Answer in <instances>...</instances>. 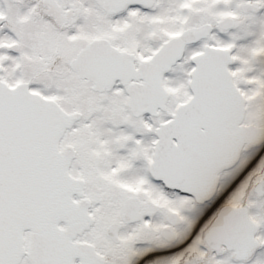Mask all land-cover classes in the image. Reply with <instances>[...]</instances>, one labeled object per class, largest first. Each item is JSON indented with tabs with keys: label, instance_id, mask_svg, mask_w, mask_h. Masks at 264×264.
Here are the masks:
<instances>
[{
	"label": "snow or ice",
	"instance_id": "6c2138e0",
	"mask_svg": "<svg viewBox=\"0 0 264 264\" xmlns=\"http://www.w3.org/2000/svg\"><path fill=\"white\" fill-rule=\"evenodd\" d=\"M0 264H264V0H0Z\"/></svg>",
	"mask_w": 264,
	"mask_h": 264
},
{
	"label": "flooded vegetation",
	"instance_id": "af4514ba",
	"mask_svg": "<svg viewBox=\"0 0 264 264\" xmlns=\"http://www.w3.org/2000/svg\"><path fill=\"white\" fill-rule=\"evenodd\" d=\"M245 175H246V173L237 176V178L235 179V181L232 183L231 187H229V188L223 193V195L221 196V200H222V201H224V200L229 196V194L232 193L233 190L237 188L239 182H240L242 179L245 178Z\"/></svg>",
	"mask_w": 264,
	"mask_h": 264
},
{
	"label": "rangeland",
	"instance_id": "374dc122",
	"mask_svg": "<svg viewBox=\"0 0 264 264\" xmlns=\"http://www.w3.org/2000/svg\"><path fill=\"white\" fill-rule=\"evenodd\" d=\"M244 179H245V178H244ZM244 179H242V180L239 182V184H238V185H240V184H241V182H242Z\"/></svg>",
	"mask_w": 264,
	"mask_h": 264
}]
</instances>
